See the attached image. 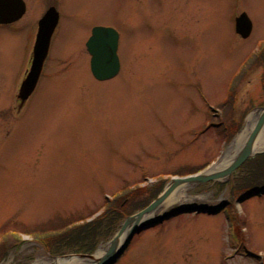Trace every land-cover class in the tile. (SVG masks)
<instances>
[{
  "label": "rangeland",
  "instance_id": "1",
  "mask_svg": "<svg viewBox=\"0 0 264 264\" xmlns=\"http://www.w3.org/2000/svg\"><path fill=\"white\" fill-rule=\"evenodd\" d=\"M49 2L28 0L19 32L0 27V264L94 253L152 185L161 193L174 177L224 170L209 171L264 107V0H57L51 59L21 100L29 35ZM242 11L248 38L235 30ZM93 24L120 33L116 78L92 73ZM167 199L159 215L186 210L137 232L113 264H264V150ZM110 207L125 217L108 224ZM90 221L94 245L80 234Z\"/></svg>",
  "mask_w": 264,
  "mask_h": 264
},
{
  "label": "water",
  "instance_id": "2",
  "mask_svg": "<svg viewBox=\"0 0 264 264\" xmlns=\"http://www.w3.org/2000/svg\"><path fill=\"white\" fill-rule=\"evenodd\" d=\"M25 11L23 0H0V21L16 19ZM59 18V13L54 6H51L39 22V34L34 48V56L31 68L22 82L18 96L26 100L34 91L39 80L44 59L48 52L50 36ZM253 29V22L247 12L243 11L236 17V31L244 38L248 37ZM119 33L109 26H95L93 34L87 42L89 51L92 54L91 69L97 79L105 80L114 77L120 69L118 55ZM264 126V107L258 117L256 125L245 145L240 150L235 160L224 170L214 173H198L185 177H174L167 187L146 207L126 217L120 230L110 240L107 252L99 258L94 253H78L76 256L82 259H90L88 264H113L124 253L133 236L141 230L162 222L168 217L176 215L186 208L177 209L164 215H159L158 210L173 190L183 182H203L215 180L224 175H230L247 158L254 153V142ZM154 214L151 220H146ZM125 235L123 241L120 237ZM121 242V243H120Z\"/></svg>",
  "mask_w": 264,
  "mask_h": 264
},
{
  "label": "bare ground",
  "instance_id": "3",
  "mask_svg": "<svg viewBox=\"0 0 264 264\" xmlns=\"http://www.w3.org/2000/svg\"><path fill=\"white\" fill-rule=\"evenodd\" d=\"M25 12H26V8H25L24 13ZM252 22H253V20H252ZM253 26H254V23H253ZM252 31H253V29H252ZM250 36H251V34L248 37H250ZM88 60L90 63L91 55L88 57ZM116 77H114V78H116ZM110 79H113V78H110ZM110 79H105V80H110ZM98 80H100V79H98ZM102 81H104V80H102ZM260 113H261V109L255 110L249 114V116L245 122L244 128L240 131V133L238 134V136L236 137L234 142L228 148L227 152L219 159V161L217 163H215V165H213L211 167V169L209 171L219 170V169L226 168L227 166H229V164L232 162V160L236 157L237 153L240 151V149H242V147L245 145L246 141L248 140L250 133L252 132V130L254 129V127L256 125V122L258 120ZM261 150H264V128H262V130L260 131V133L258 134V136L254 142V152L261 151ZM224 178H226V177H224ZM178 198H180V195H178V194L172 195L170 198L167 199V201H165L164 206L169 205L170 203L176 201ZM153 217H154V214L150 215V217L146 218V220H151ZM125 235L126 234H124L120 237L121 242L125 238ZM108 247H109V243L102 244L98 248L97 253L95 254V257L99 258L102 255H104L107 252ZM89 261H91V260L86 259V258L82 259V258L76 256L75 254H69V255H66L64 257L39 258V259L35 260L34 263H32V264H88ZM6 264H9V263L7 262Z\"/></svg>",
  "mask_w": 264,
  "mask_h": 264
},
{
  "label": "flooded vegetation",
  "instance_id": "4",
  "mask_svg": "<svg viewBox=\"0 0 264 264\" xmlns=\"http://www.w3.org/2000/svg\"><path fill=\"white\" fill-rule=\"evenodd\" d=\"M24 1V3H25V8H26V12H27V10H28V7H29V3H28V0H23ZM50 2L47 4V6H46V8H45V10H44V12H43V14L41 15V17L45 14V12L51 7V6H54L57 10H58V3H57V0H49ZM25 12V13H26ZM25 13H23L19 18H17V19H11V20H6V21H0V27L1 28H4V29H6V30H9V31H12V32H19L20 31V29L22 28V27H26V26H28L27 24H25L21 19H22V17L24 16V14ZM58 13H59V19H58V21H57V23H56V25L54 26V28H53V30H52V33H51V36H50V46H49V51H48V56H47V58H46V60H45V62H44V67H43V69H42V72H41V75H40V77H39V80H38V82H37V85H36V87H35V89H34V91L36 90V88L38 87V83H39V81H40V78L43 76V72L45 71L44 69L46 68V66H47V63L49 62V59H51V57L49 56V54L51 53L50 52V48H51V43H52V38H53V36L55 35V34H57V32H58V30H59V26H60V17H61V14H60V11L58 10ZM40 17V18H41ZM40 18L37 20V27H36V29H34V28H32V30H31V32H30V35H29V37H30V39H31V41H34V44H33V49H32V57H31V61H30V65H31V62H32V58H33V54H34V45H35V43H36V40H37V37H38V33H39V20H40ZM32 25H33V23L32 24H30V26L32 27ZM97 25H103V24H93V25H91V27H90V34H89V36H88V38H87V40L90 38V36L92 35V31H93V28L95 27V26H97ZM106 26H110V25H106ZM87 40L85 41V43L87 42ZM29 68H30V66H29ZM29 68H28V70H29ZM27 73H28V71H27ZM25 79V78H24ZM22 82H23V80H22ZM22 82H21V84L20 85H22ZM1 85H4L3 83H0ZM14 85L15 86H17V80L15 81V83H14ZM21 87V86H20ZM19 90H20V88H19ZM33 91V92H34ZM33 92H32V94H33ZM19 94V93H18ZM31 94V95H32ZM30 95V96H31ZM29 96V97H30ZM19 97V96H18ZM28 97V98H29ZM27 98V99H28ZM19 99H21L20 97H19ZM26 99V100H27ZM22 100V99H21ZM91 222V221H90ZM91 233V232H90ZM89 233V234H90ZM88 234V232H84L83 233V236H84V238L83 239H85V242H88V241H91V242H95V241H97V238H99L100 236H102V235H100L99 237L97 236V234L98 233H96V234H92L91 233V235H89ZM88 235H89V237H88ZM1 241H0V256H1V258H0V262L5 258V254H6V241L4 242V239H0ZM20 243V240H18L17 238H15V239H12V242H11V244H13V245H18ZM84 244H87V243H84ZM85 247V246H84ZM84 247H82L81 249H83ZM4 257V258H3Z\"/></svg>",
  "mask_w": 264,
  "mask_h": 264
},
{
  "label": "trees",
  "instance_id": "5",
  "mask_svg": "<svg viewBox=\"0 0 264 264\" xmlns=\"http://www.w3.org/2000/svg\"><path fill=\"white\" fill-rule=\"evenodd\" d=\"M263 60H264V58H263ZM249 160L250 159H248L247 162ZM161 188H162V186L158 187L156 185H152V187H150V189L148 190V194L145 196L146 198L144 200H142V201L139 202V206H143L142 208H144L145 206H147L151 202V200H153L160 193ZM119 198L120 197L118 195L117 199L115 200V203H117L116 208L118 207V200H119ZM111 206H113V204ZM110 209H111V211H108L107 212L109 214V217H108L109 218V223L108 224H114V223L116 224V222L118 223L120 220H122L125 217V215H124L125 213L124 214H122L120 212L119 213H117V212L114 213L115 211H113L111 207H110ZM105 224H107V223H105ZM93 226H96V222H93L92 221V222L85 223V226L84 227L82 226V230H81L80 234H82V236H83V233L84 232H88V234H89L92 231L91 229H94ZM36 236L37 237H43L46 241L47 240H53V239H55L54 238V235L52 233L51 234H43L41 236L36 235ZM55 241H57V243H59L61 241V239H58V240H55ZM83 241H85V239H83ZM89 242H87V243H89ZM90 243L92 245L95 244L94 241L93 242H90ZM91 244L89 246H85V248H83V249H78V251L93 252L94 249H93V246Z\"/></svg>",
  "mask_w": 264,
  "mask_h": 264
}]
</instances>
